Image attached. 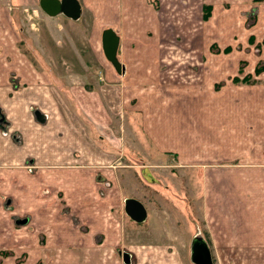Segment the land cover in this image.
I'll list each match as a JSON object with an SVG mask.
<instances>
[{
	"label": "crops",
	"instance_id": "1",
	"mask_svg": "<svg viewBox=\"0 0 264 264\" xmlns=\"http://www.w3.org/2000/svg\"><path fill=\"white\" fill-rule=\"evenodd\" d=\"M20 2L0 0V107L5 108L6 118L9 113L11 124L7 131H4L6 126L0 125V155L6 156L14 166L36 167L34 158L37 164L45 166H72L71 161L76 160L78 167L73 170L94 171L92 168L97 169L99 165L98 156H115L111 150L101 149L93 139L92 134L98 126V110H105L106 105L110 111L116 110L121 104L127 114V130L123 125L125 145L129 150L136 146L129 151L124 145L121 148L123 158L138 156L148 167L161 169L164 166L161 159L172 155L175 168L189 170L200 178L202 214L201 220H195L191 226L194 229L191 238L198 233L199 241L203 239L208 243L213 264H264V84H242L234 80L240 72L252 74L258 59L253 64L248 62V67L243 70L241 56L230 55L232 43L213 52L208 42L210 50L195 56L192 43L181 44L182 38L164 35L160 27L152 36L155 47H159L156 59L159 58L161 63L156 62L154 69L147 71L143 67L144 51L138 46L145 35L138 34L130 41L129 30L124 33V40L121 39V62L125 67L122 74L117 73L108 60L109 64H106L102 57H96L98 64L103 66L100 71L107 78V83L102 86L106 105L97 97L94 79L89 90L76 93L70 89L69 94L74 97L73 104L77 108L74 109L63 76L67 72L76 80L77 72L70 67L65 72V67L50 66L49 58L43 53L41 57L34 50L27 52L25 43L31 47L43 41L41 36L19 34V28L22 29L18 23L20 11L17 10ZM80 2L84 12L106 11L112 17L133 19L135 25L139 19L133 18L130 12L144 10L150 4L146 0ZM157 2L155 7L160 11L159 17L166 19L159 20L158 26L168 21V32L171 28L191 27L192 20L185 16L176 21L181 26L176 25L172 13L183 7L184 0ZM201 4L204 15L207 4ZM123 12L126 13L124 16ZM222 24L220 20L216 23L212 20L216 27L210 31L217 37L222 31L219 38L223 41L226 28L221 29ZM207 32L208 27L204 30L202 26L196 37H199L197 43L210 37ZM249 39L246 47L252 45ZM168 48H176L171 57L167 56ZM195 48L200 47L196 45ZM40 49L43 52L42 46ZM118 90H122L124 99ZM83 103L88 108H81ZM156 156L160 162L153 159ZM86 161L88 166L82 167ZM44 169L52 168L41 166V170ZM53 169L70 171L65 167ZM40 175L37 172V176H33L39 180ZM18 201V210L26 214V210L32 209L31 197L29 201ZM197 222L201 223V228ZM0 225H9V218H1ZM29 227L21 229L22 233L31 231ZM18 235L21 236L8 226L3 233L0 230V257L3 249L15 247L10 243L12 241H19L26 247L34 246L30 233L24 238H18ZM3 236L7 237L5 241L9 246H2ZM89 244L80 248L85 252L82 259L80 254L65 251L67 262L85 260L88 264H105L114 255L111 247L95 253ZM153 247L158 252L168 250L164 243ZM172 257L178 262L177 255ZM164 259L167 258L158 256L155 262ZM4 261L7 264L9 260Z\"/></svg>",
	"mask_w": 264,
	"mask_h": 264
},
{
	"label": "rangeland",
	"instance_id": "2",
	"mask_svg": "<svg viewBox=\"0 0 264 264\" xmlns=\"http://www.w3.org/2000/svg\"><path fill=\"white\" fill-rule=\"evenodd\" d=\"M146 2L150 4H147L144 10L130 12L133 18L139 19L138 24L135 25L136 23L132 24L133 19H120L117 15L112 17L106 11H83L77 20L64 14L50 16L41 9L39 0H21L19 3L21 6L18 4L19 8H17L20 11L18 23L22 28H19V34L34 38L41 36L40 40L43 43L32 44L31 47L25 43L27 52L34 50L41 57L43 53L49 58L50 66L65 67V72L70 67L77 72L76 80L67 72L63 76L67 94L74 109L77 108L73 104L74 97L71 93L69 94L70 89L76 93L89 90L90 86H93L91 83L94 79L97 82L94 86L98 91L97 97L99 100L103 99L105 104L102 86L107 83V78L105 73L100 71L103 66L98 64L96 57H102L103 62L109 64L101 42L102 31L109 27L114 28L123 40L124 33L129 30H131L130 41L135 40L138 34L145 35L138 46H141L140 50L144 51L142 53L143 67L147 71H152L156 62L161 63L159 58L156 59L159 47H155L152 35L155 29L162 27L164 35L170 34L172 37L182 38L179 40V42L182 41L181 44L192 43L195 56L210 50L208 42L213 52L221 51L224 46L232 43L230 45L233 46L231 50L233 52L230 55L241 56L243 70L248 67V62L253 64L258 59L252 74L240 72L238 78L251 75L253 79L251 83L264 84V21H262L264 20V0H184L183 7L172 12L175 15V23L185 16L192 20L193 24L191 27L171 28L170 32H168V21L158 26L159 20L166 21V19L159 17L160 11L155 7V4H159L157 0H146ZM203 2L209 5L204 15L201 4ZM23 7H28L30 12L24 13ZM162 13L168 12L162 11ZM125 14L123 12V16ZM212 20L215 23L217 20L223 23L224 27L221 29L226 28L225 40L222 41L219 38L222 31L219 32L218 37L214 31H210L216 27L212 25ZM176 25L181 26V23ZM202 26L204 30L208 27L210 37L205 38L202 43H197L199 37H196ZM249 37L252 45L246 47L250 41ZM196 45L200 48H195ZM20 48L24 51L22 45ZM175 51L176 48H168L167 56L171 57ZM119 59L122 60L121 46ZM149 76L152 77V74ZM118 93L123 99L125 98L122 90H118ZM115 97L117 98L116 93ZM80 107L84 109L88 108V105L83 103ZM101 107L103 106H99ZM4 109L1 108L2 112ZM104 109L98 110V126L92 136L101 149L111 150L110 152L115 156H98L96 161L99 165L97 169L92 168L94 171L73 170L78 167L75 165L78 162L76 160L71 161L72 166L58 164L45 166L37 164L38 161L34 158L33 163L38 165L36 167L26 164L14 166L6 159V156L0 155L4 158L0 160V182H2L0 219L9 218V225H7L9 230L14 232L16 230L17 234L21 235H18V238H24L30 233L35 243L34 246L26 247L19 241L10 242L15 247L10 246V249L2 250L0 264H4V260H9L7 264H88L85 260L68 263L64 256L66 251L80 254L79 258L82 259L85 252L80 251V248L88 242H90L88 246H92V251L95 253L109 247L114 249L113 257L108 259L109 262L105 261V264H154L158 256L167 259L158 260L155 264H195L192 258L194 244L197 241L191 238L194 231L191 226L195 220H201L200 178L189 170L175 168L172 165L175 161L172 155L161 159L164 165L160 167L161 169L146 166L144 160L138 156L123 158L121 148L126 144V139H123L126 134L123 131V125L127 130L125 108L119 104L116 109L118 112L110 111L107 105ZM7 115L9 116V113ZM8 116L6 120L0 121L1 126H6L4 131L11 126ZM124 147L128 149L127 145ZM4 150L7 149L4 148ZM157 158L159 156L153 159ZM156 161L160 162V159ZM41 166L52 169L41 170ZM83 166H88L87 161ZM144 166L151 171L158 183L151 182L145 177ZM61 167L70 171L53 169ZM37 172L41 174L39 180L34 177L37 176ZM30 197L32 209L26 210L25 214V211L18 210V200L29 201ZM127 197H135L146 204L148 217L145 222L137 223L127 215L125 212ZM22 217H30L33 222L31 220L28 224L27 220H19L21 226L18 227L15 220ZM28 225L31 231L28 229V232L22 233L21 229L26 230ZM7 226L0 225L2 233L7 230ZM197 226L201 228V223L197 222ZM195 236H198V233ZM5 240L7 237L3 236V241ZM162 243L168 250L155 251L153 246H159ZM8 244L9 242L5 241L2 246H9ZM147 247L149 249H145ZM126 252L131 253L129 263L125 262ZM173 254L177 255L178 262L174 261Z\"/></svg>",
	"mask_w": 264,
	"mask_h": 264
},
{
	"label": "water",
	"instance_id": "3",
	"mask_svg": "<svg viewBox=\"0 0 264 264\" xmlns=\"http://www.w3.org/2000/svg\"><path fill=\"white\" fill-rule=\"evenodd\" d=\"M41 9L50 16H56L63 13L67 17L77 20L82 14V5L80 0H39ZM121 37L119 33L112 27L106 28L102 31V49L106 59L114 66L118 73H123L124 65L119 59L118 51L120 48ZM0 121H4L5 116L0 109ZM145 177L151 181L156 182L157 179L153 176L151 171L146 167L143 169ZM125 212L136 222H143L146 220L148 212L142 201L135 197H127L125 199ZM27 220V219H24ZM23 221V220H22ZM203 247L206 251V261L203 263L196 257V251ZM193 260L197 264H213L211 254L206 242H196L193 248ZM128 258V259H127ZM126 262L129 263V254H126Z\"/></svg>",
	"mask_w": 264,
	"mask_h": 264
},
{
	"label": "flooded vegetation",
	"instance_id": "4",
	"mask_svg": "<svg viewBox=\"0 0 264 264\" xmlns=\"http://www.w3.org/2000/svg\"><path fill=\"white\" fill-rule=\"evenodd\" d=\"M156 183H158V182H156ZM196 257H197V259H200L203 263H205V261H206V251H205V249L202 246L196 251ZM125 259H126V255H125Z\"/></svg>",
	"mask_w": 264,
	"mask_h": 264
},
{
	"label": "trees",
	"instance_id": "5",
	"mask_svg": "<svg viewBox=\"0 0 264 264\" xmlns=\"http://www.w3.org/2000/svg\"><path fill=\"white\" fill-rule=\"evenodd\" d=\"M256 1V0H255ZM206 6V9L209 8V5H205ZM205 9V10H206ZM206 12V11H205ZM207 14H205L206 16ZM234 80L236 82H243V83H251L253 81L252 79V76L249 75V76H244L243 78H238V77H235Z\"/></svg>",
	"mask_w": 264,
	"mask_h": 264
},
{
	"label": "built area",
	"instance_id": "6",
	"mask_svg": "<svg viewBox=\"0 0 264 264\" xmlns=\"http://www.w3.org/2000/svg\"><path fill=\"white\" fill-rule=\"evenodd\" d=\"M24 11H25L26 13H29V10H28L27 8H25Z\"/></svg>",
	"mask_w": 264,
	"mask_h": 264
}]
</instances>
